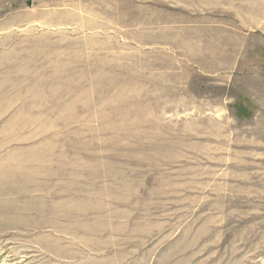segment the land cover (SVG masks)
Listing matches in <instances>:
<instances>
[{
  "label": "rangeland",
  "instance_id": "rangeland-1",
  "mask_svg": "<svg viewBox=\"0 0 264 264\" xmlns=\"http://www.w3.org/2000/svg\"><path fill=\"white\" fill-rule=\"evenodd\" d=\"M0 264H264V0H0Z\"/></svg>",
  "mask_w": 264,
  "mask_h": 264
}]
</instances>
